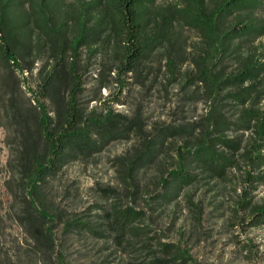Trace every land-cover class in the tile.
<instances>
[{
    "label": "trees",
    "instance_id": "1",
    "mask_svg": "<svg viewBox=\"0 0 264 264\" xmlns=\"http://www.w3.org/2000/svg\"><path fill=\"white\" fill-rule=\"evenodd\" d=\"M157 1L0 0V60L22 76L38 66L33 87L25 88L30 95L26 104L14 96L19 80L26 78L4 80L18 140L11 165L19 175L15 194L22 192L31 207L18 220L37 244V253L54 259L52 264H82L77 259L93 250L95 264H106L120 250L140 258L137 264H195L190 247L162 241L153 223L186 187L226 179L229 170L242 175L237 205L248 212L244 223L264 226V199L254 200L264 183V46L254 44L264 37V17L256 15L264 0ZM185 27L198 32L203 46H188ZM84 49L94 55L98 50L103 68L96 77L98 90L112 82L125 89L133 81L147 84L162 78L184 87L185 100L202 98L205 113L197 121L149 127L139 109L128 116L110 106L103 111L88 108L99 97L83 100ZM156 50L164 55L162 77H157L159 64L150 62ZM186 65L191 67L182 69ZM129 138L137 141L117 162L131 194L150 189L143 182L145 174L165 166L154 177L157 188L143 197L146 207L156 206L154 212L162 207L155 217L117 202L114 188H100L114 202L94 203L96 211L89 214L68 212L48 198L49 193L55 196L52 181L64 166L101 152L113 140ZM188 202L199 221L201 208ZM88 237L105 245L76 251L88 244ZM73 244L78 246L75 262L66 259Z\"/></svg>",
    "mask_w": 264,
    "mask_h": 264
},
{
    "label": "rangeland",
    "instance_id": "2",
    "mask_svg": "<svg viewBox=\"0 0 264 264\" xmlns=\"http://www.w3.org/2000/svg\"><path fill=\"white\" fill-rule=\"evenodd\" d=\"M168 1L171 0L157 2ZM256 15L264 17V8L258 10ZM184 31L188 37V46H191V43L203 46L198 32L188 27H185ZM254 44L263 48L264 37L256 39ZM156 51L150 62H153L155 67L159 64L160 71L157 77H162L160 73L164 65V55L161 50ZM97 52L95 55L88 54V50L84 49L80 58L82 65L80 70L87 78L86 96L83 100L86 101L88 97H99L92 100L88 108L93 106L97 111H103L110 106L128 116L133 115L135 109H139L149 127L155 123L178 124L197 121L205 113L207 104L202 98L187 101L182 98L184 87H180L177 82H162V78L147 84L133 81L126 85L125 89H120L116 82H112L98 90L96 77H100L103 68L101 59L96 56ZM39 64L40 62L36 63ZM37 67L32 74L24 71L22 76L18 72L13 74L11 68L0 60V264H52L54 260L52 258L47 260L42 254L37 253L39 251L37 244L18 220V215L31 211V207L24 197H21L22 192L15 194L17 191L15 181L19 175L11 167L18 150L16 148L18 140L16 126L11 118L12 110L8 106L10 89L4 86V80L6 77L14 76L26 78L25 81L23 78L19 80L17 90L14 92L15 100L26 104L30 95L25 88L33 87ZM190 67L186 65L182 69L187 70ZM116 97H120L125 103L116 102L114 99ZM136 141L134 138L116 139L101 152L82 156L67 164L52 181L54 187L51 191L56 189L55 196L49 193L48 198L54 205L58 204L68 212L89 214L96 211L93 209L94 203L109 205L114 202L115 197L105 199L100 188H114L118 191L117 202L146 209L151 217H155L156 211L162 207H157L154 212L153 208L156 206L146 207L143 197L149 194L151 189L157 188L154 177L159 174L158 172L161 173L165 166L148 170L143 182L151 187L148 190L142 187L136 194H131L127 190L119 172L117 159L123 158ZM242 187V175L238 169L229 170L226 179L216 177L192 184L183 190L177 200L163 206L162 214L155 218L158 219V223H153V227L162 241H182L183 245L190 247L195 264H264V226L250 227L244 223L248 212L237 205L242 197ZM254 193V200L262 201L264 183L259 185ZM188 199L201 208L199 221L194 220V209ZM60 227L58 224L54 227L57 243L61 239ZM87 242V245L82 243L79 247L73 244L68 249L71 253L66 259H73L77 247L76 251H85L92 244L94 247L105 245L91 237H88ZM61 250L60 247L52 253H59ZM93 251L88 257L81 256L77 260H82V264H95V259L90 258ZM132 256L130 252L120 250L116 256L112 253L106 264H137L140 258ZM75 261L73 259V262Z\"/></svg>",
    "mask_w": 264,
    "mask_h": 264
}]
</instances>
